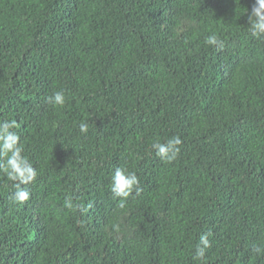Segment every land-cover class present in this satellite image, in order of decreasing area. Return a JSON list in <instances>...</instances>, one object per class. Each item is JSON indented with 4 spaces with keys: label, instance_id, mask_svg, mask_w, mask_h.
<instances>
[{
    "label": "trees",
    "instance_id": "trees-1",
    "mask_svg": "<svg viewBox=\"0 0 264 264\" xmlns=\"http://www.w3.org/2000/svg\"><path fill=\"white\" fill-rule=\"evenodd\" d=\"M254 3L0 0V122L37 170L23 203L0 173V264H264ZM175 135L169 163L152 144ZM117 167L139 178L123 208Z\"/></svg>",
    "mask_w": 264,
    "mask_h": 264
},
{
    "label": "clouds",
    "instance_id": "clouds-1",
    "mask_svg": "<svg viewBox=\"0 0 264 264\" xmlns=\"http://www.w3.org/2000/svg\"><path fill=\"white\" fill-rule=\"evenodd\" d=\"M248 25L251 33L256 37H264V0H255V3L248 15ZM207 44L216 45L221 43L216 35L206 37ZM49 102L63 106L66 97L63 91L55 92L49 97ZM18 127L16 120H4L0 122V173L7 176L10 181L15 182L16 191L13 193L14 202L23 203L29 199L30 192L26 187L37 177V170L24 154V147L21 142L19 132L14 131ZM81 133L87 134L88 124L81 122L79 125ZM183 143L179 135L168 138L165 142H155L152 148L155 149L156 155L166 162L174 161ZM139 178L135 172L128 171L125 168L117 167L111 178V192L114 197L120 198L119 207L123 208L127 198L133 193L134 189L138 190ZM65 206L72 208L71 200L65 201ZM118 230L119 225H114ZM212 232L209 230L199 237L198 246L195 250V258L200 259L205 256V250L211 247L209 237Z\"/></svg>",
    "mask_w": 264,
    "mask_h": 264
}]
</instances>
